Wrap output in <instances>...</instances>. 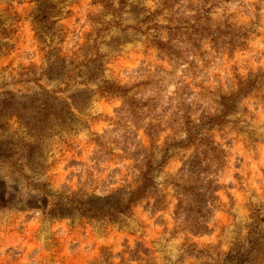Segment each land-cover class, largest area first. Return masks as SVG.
Segmentation results:
<instances>
[{
  "label": "rangeland",
  "instance_id": "obj_1",
  "mask_svg": "<svg viewBox=\"0 0 264 264\" xmlns=\"http://www.w3.org/2000/svg\"><path fill=\"white\" fill-rule=\"evenodd\" d=\"M62 2L0 0V181L49 200L0 210V264H264V0Z\"/></svg>",
  "mask_w": 264,
  "mask_h": 264
},
{
  "label": "trees",
  "instance_id": "obj_2",
  "mask_svg": "<svg viewBox=\"0 0 264 264\" xmlns=\"http://www.w3.org/2000/svg\"><path fill=\"white\" fill-rule=\"evenodd\" d=\"M37 3V9L36 12L33 14V20L35 24L40 25L42 30L44 32H49L50 29L53 27L55 24V21L52 19L56 16H59L60 13L62 12V0H54L53 2H47V0H35ZM48 3V4H47ZM43 34V32H42ZM43 36V35H41ZM113 87L112 85L106 86V89L110 90ZM39 96L38 94H34L33 97L26 102H23L22 108L25 109L24 111H27V108H32V105H37L39 107H42L41 110L47 114H51V106H49L48 102V97L49 95L46 93V97ZM12 99L8 101L10 105H12ZM34 106V107H35ZM36 108V107H35ZM16 109V108H15ZM53 109V108H52ZM17 116L19 117L20 120L24 121V126L27 127L28 129H36L39 131L40 134L46 135L48 132L52 131L55 129V126L51 124L50 119L45 118L46 120H39L35 121L34 124H31L32 122L27 118V112L25 114H21V112H15ZM27 114V115H26ZM27 147L29 149V153L27 154V162L30 166L36 167L38 164H42V149L41 145L35 143H29L27 144ZM38 151V154H34V152ZM32 158H34L37 162L36 164H33ZM151 159H148V162H150ZM15 167H18L17 164H14ZM142 181L143 183L139 186H137L134 190L127 192V196L122 194V190H120L117 195L112 194L108 197H105V200H111L116 198L115 201L112 203H109L108 205V210H101L103 208H99L92 206V204H89L91 208L89 210L93 211L94 213H100L99 211L101 210L103 215H106L104 213H110V211H115V212H123L126 209H129L135 202L143 198L147 192L152 188L154 180H153V175L151 172L146 171L142 173ZM118 196V197H116ZM18 194L17 192H14L13 190H8L6 186L5 181H0V210L2 209H7L10 207H18L17 203L19 201V207L22 209H42L45 212L49 208V200L47 197L43 198H38L37 196H31L30 198L26 199L25 201L19 200L18 199ZM20 198V197H19ZM59 204L55 203L50 210L52 209H58ZM112 209V210H111Z\"/></svg>",
  "mask_w": 264,
  "mask_h": 264
}]
</instances>
